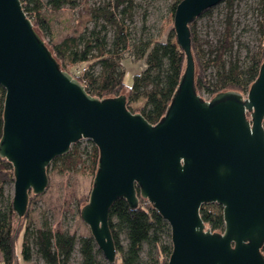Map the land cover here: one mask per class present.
I'll return each instance as SVG.
<instances>
[{
  "label": "water",
  "instance_id": "95a60500",
  "mask_svg": "<svg viewBox=\"0 0 264 264\" xmlns=\"http://www.w3.org/2000/svg\"><path fill=\"white\" fill-rule=\"evenodd\" d=\"M221 1L177 3L173 26L186 64L166 113L153 124L128 108L125 93L91 95L59 67L21 0H0V155L14 168L19 218L29 192L46 189L52 160L90 139L100 154L80 215L109 264L116 261L110 207L124 197L137 208V187L170 225L168 264H264V60L246 93L225 90L205 99L195 86L189 24ZM208 202L223 207L222 232L202 218Z\"/></svg>",
  "mask_w": 264,
  "mask_h": 264
},
{
  "label": "trees",
  "instance_id": "16d2710c",
  "mask_svg": "<svg viewBox=\"0 0 264 264\" xmlns=\"http://www.w3.org/2000/svg\"><path fill=\"white\" fill-rule=\"evenodd\" d=\"M179 1L177 0L171 7L170 29L162 38L154 40L140 38L131 43V32L128 30L126 19L132 18L134 0H113L104 7L89 8V14L79 19L81 26L76 28L75 34L64 37L51 46L45 43L59 67L78 78L91 95L105 98L125 93L128 108L133 112H141L149 122L156 124L166 113L186 64L185 52L177 43L173 26L174 12ZM222 1H226L228 6L232 7L236 0ZM21 2L25 12L32 19L35 31L43 39L39 29L47 30V26L39 16L41 0H21ZM46 3L51 9L59 10L68 4L69 0H47ZM259 5L260 50L244 68H241L236 60H232L226 68L225 55L231 54L234 48L230 18L215 57L206 61L203 60L198 47L197 21L209 14L214 6L203 11L189 24L192 52L196 64L195 86L200 95L208 92L214 96L225 90L248 92L259 75L260 66L264 60V0H259ZM89 18L95 21V26L87 36L86 27L83 24ZM100 18H103L104 22L97 30L96 23ZM109 27L114 28V37L110 41L107 38ZM128 49V56L144 61L143 69L134 74L130 84L125 81L126 70L121 68L124 51ZM97 63L100 69L94 72L92 68ZM79 65L86 69L81 73H75ZM210 65H214L217 69L213 82L207 76ZM4 100L5 89L0 85V139L4 125ZM90 143L93 148L89 164L84 167L93 174L94 178L100 152L91 140ZM78 144L79 141L73 143L68 153L56 156L52 162L61 159L64 169H72L78 164L85 163ZM8 182H14V168L6 158L0 155V251L3 256L0 264H22L23 261L29 260L31 258L30 237L34 239L37 253L48 264H68L77 242L80 245L79 251L82 257L80 264H99L98 255L101 250L91 234L77 236L74 232L54 231L50 225L30 229L27 225L28 209L35 193L29 192L27 210L19 218L12 201L4 200V186ZM89 194L81 199L79 212L88 201ZM137 194L139 206L135 209L129 207L124 197H118L110 207L109 224L116 247L114 264H168L173 248L170 225L153 204L141 196L139 187H137ZM201 215L206 226L214 232L224 230L221 204L204 203L201 207ZM123 234L126 244L122 239ZM145 246L148 252L146 260L143 258ZM260 250L264 256V243Z\"/></svg>",
  "mask_w": 264,
  "mask_h": 264
},
{
  "label": "rangeland",
  "instance_id": "374dc122",
  "mask_svg": "<svg viewBox=\"0 0 264 264\" xmlns=\"http://www.w3.org/2000/svg\"><path fill=\"white\" fill-rule=\"evenodd\" d=\"M176 1L134 0L132 18L126 19L128 30L131 32V43L140 38L154 40L164 37L170 29L171 7ZM41 2L39 16L44 20L47 30L45 28L39 30L47 43L53 45L64 37L75 34L76 28L81 26L79 19L81 16L89 14V8L104 7L113 0H69V3L59 10L51 9L46 3L47 0H41ZM259 8V0H236L232 7H229L226 1H221L214 6L209 14L199 18L197 21L198 47L203 55V60L215 57L230 18L234 48L231 54L225 55L226 68L229 67L232 60H236L241 68H244L260 50L259 23L261 17ZM103 22V18L98 20L97 30L102 27ZM83 26L86 27L88 36L89 31L95 26V21L89 18ZM113 37L114 28L109 27L107 38L110 41ZM128 51L129 49L124 51L121 68L126 70L125 81L130 84L134 74L143 69L144 61L128 56ZM83 68L85 67L79 65L75 69V73H81ZM99 69L100 66L97 63L93 66L92 71L98 72ZM216 70L214 65L208 67L207 76L212 82L216 78ZM203 95L207 99L212 96L208 92H204ZM77 146L85 163L78 164L72 169L62 168L61 159L49 164L48 186L41 194H33L34 197L29 204L27 225L30 229L50 225L54 231L74 232L77 236L91 234L89 226L81 218L79 206L81 199L90 193L93 184V174L84 167L89 164L93 147L89 139H82ZM4 192L5 202L12 201L14 182L6 183ZM122 239L126 244L124 234ZM33 240V237H30L31 258L23 261L22 264H48L37 253ZM79 247L77 242L68 264H80L82 257ZM147 257V246H145L143 258L146 260ZM2 258L0 251V262ZM98 260L99 264H108L102 251L98 255Z\"/></svg>",
  "mask_w": 264,
  "mask_h": 264
},
{
  "label": "built area",
  "instance_id": "2783aa9c",
  "mask_svg": "<svg viewBox=\"0 0 264 264\" xmlns=\"http://www.w3.org/2000/svg\"><path fill=\"white\" fill-rule=\"evenodd\" d=\"M85 69H86V68H83L82 72L85 71ZM203 97H204V95H203ZM211 97H212V96H211ZM211 97H209V99H210ZM204 98H205V97H204ZM205 99H207V98H205ZM81 140H82V139H81ZM81 140H80V141H81ZM89 140H90V139H89Z\"/></svg>",
  "mask_w": 264,
  "mask_h": 264
}]
</instances>
